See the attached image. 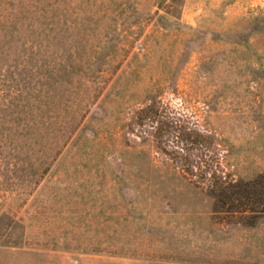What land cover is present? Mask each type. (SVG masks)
Returning a JSON list of instances; mask_svg holds the SVG:
<instances>
[{"label":"rangeland","instance_id":"1","mask_svg":"<svg viewBox=\"0 0 264 264\" xmlns=\"http://www.w3.org/2000/svg\"><path fill=\"white\" fill-rule=\"evenodd\" d=\"M263 207L264 0H0V264H264Z\"/></svg>","mask_w":264,"mask_h":264},{"label":"trees","instance_id":"2","mask_svg":"<svg viewBox=\"0 0 264 264\" xmlns=\"http://www.w3.org/2000/svg\"><path fill=\"white\" fill-rule=\"evenodd\" d=\"M147 108L148 110L152 111V113L153 112L156 113V110L149 109V106ZM145 109H143L142 111H145ZM161 139H162V136H161ZM161 143L166 144L167 141H163ZM189 157L191 158V160H193V156H189ZM222 179L223 178H216V181L214 182V184L210 186V188L213 189L212 194H213V198L216 201H221L224 203H228L230 201L234 203L235 201H238L240 204L239 206H236L237 209L238 208H248L250 206L249 208L251 209L249 210L250 213H253L256 211V210H253V209H256L255 206L253 205L257 203L260 204L261 202L260 190H259L258 185L261 184L262 179L261 180L257 179V180H254L253 182L240 181V182L233 183V184L231 183L227 184V182H224ZM233 208L235 209V207ZM261 212L264 213V207L261 209ZM242 213H247V210L243 211Z\"/></svg>","mask_w":264,"mask_h":264}]
</instances>
